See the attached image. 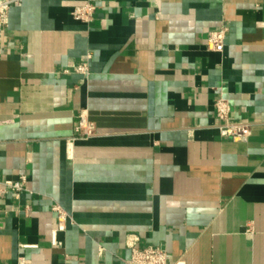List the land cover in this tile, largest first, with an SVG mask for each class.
Listing matches in <instances>:
<instances>
[{"label": "crops", "instance_id": "1", "mask_svg": "<svg viewBox=\"0 0 264 264\" xmlns=\"http://www.w3.org/2000/svg\"><path fill=\"white\" fill-rule=\"evenodd\" d=\"M85 1L22 0L2 29L0 180L28 190L0 198V264H128L131 241L264 264V0H93L83 22ZM220 96L246 141L219 135Z\"/></svg>", "mask_w": 264, "mask_h": 264}, {"label": "built area", "instance_id": "2", "mask_svg": "<svg viewBox=\"0 0 264 264\" xmlns=\"http://www.w3.org/2000/svg\"><path fill=\"white\" fill-rule=\"evenodd\" d=\"M22 0H0V38L2 29L8 23L9 10L13 6L21 5ZM96 5L93 0H86L84 3L75 5L70 14L73 18L83 22L93 19ZM226 27H220L209 32L207 36L208 49L221 51L224 46ZM88 58L73 64V70L80 73L88 72ZM215 115L219 120L217 124L218 132L221 137H229L238 141H246L252 134V121L230 119V108L228 100L220 96L214 102ZM94 132V125L88 120L85 114H80L74 127L77 137H87ZM27 177L25 174L19 175L15 179L0 180V198H4L11 193L13 198L19 199L22 192L27 191ZM53 210L57 212V223L51 231V242L56 243L57 233L66 227L67 215L63 209L55 204ZM4 208L0 204V212ZM130 257L128 264H167V251L160 245H148L145 247L136 246L134 241L128 243ZM18 264H26L23 258L19 259Z\"/></svg>", "mask_w": 264, "mask_h": 264}]
</instances>
